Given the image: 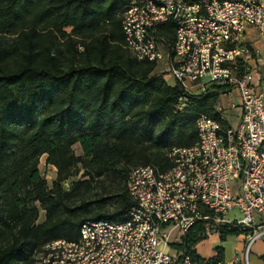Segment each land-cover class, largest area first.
<instances>
[{
	"label": "trees",
	"instance_id": "1",
	"mask_svg": "<svg viewBox=\"0 0 264 264\" xmlns=\"http://www.w3.org/2000/svg\"><path fill=\"white\" fill-rule=\"evenodd\" d=\"M130 2L0 0V236L5 243L0 264H16L31 243L44 247L58 239L76 240L84 221L126 220L135 205L126 191L129 170L146 165L168 169L170 148L197 142V118L217 117L214 106L225 87L187 93L178 83L168 85L153 73L154 64L137 61L123 47L120 14ZM67 28L70 34L64 32ZM166 35L172 42L170 28ZM60 37L70 44L69 59L77 54L79 62L62 65ZM73 39L81 41L74 44ZM109 42L120 43L124 54L108 52ZM75 144L82 158L74 156ZM43 154L57 170L51 190L37 169ZM119 160L135 166L118 169L112 177L121 181V200L113 212L100 208L89 214L84 202L69 205L71 193L61 182L74 164H84L89 185L93 175H102ZM37 203L45 211L39 225ZM216 233L224 242L242 230L221 224ZM206 238L200 221L171 248L203 261L194 248ZM214 251L207 263L225 264L224 249Z\"/></svg>",
	"mask_w": 264,
	"mask_h": 264
},
{
	"label": "built area",
	"instance_id": "2",
	"mask_svg": "<svg viewBox=\"0 0 264 264\" xmlns=\"http://www.w3.org/2000/svg\"><path fill=\"white\" fill-rule=\"evenodd\" d=\"M120 15L123 47L137 61L165 62L190 94L225 87L217 117L197 118V142L170 148L168 169L129 170L135 205L126 220L84 221L76 240L44 245L37 264H208L165 249L200 221L207 238L217 225L240 227L248 264L250 246L264 237V72L256 77L264 56L246 31L264 36V0H131ZM233 210L239 219L227 220Z\"/></svg>",
	"mask_w": 264,
	"mask_h": 264
},
{
	"label": "rangeland",
	"instance_id": "3",
	"mask_svg": "<svg viewBox=\"0 0 264 264\" xmlns=\"http://www.w3.org/2000/svg\"><path fill=\"white\" fill-rule=\"evenodd\" d=\"M119 15V13H117ZM69 28L65 29L66 34H70ZM11 37V36H8ZM4 42H9L8 38L5 39L3 37ZM75 40V41H74ZM80 39H73L74 44L79 43ZM87 43L90 41L86 40ZM110 47L108 49V52L113 51H119L124 54V48L122 45L118 42H109ZM120 46V47H119ZM58 49L59 52H61V60L63 62L62 65L65 66L68 64V61L75 60L76 62H79L82 58L80 55H75L69 59V54L67 51L71 50L70 44L66 38H59L58 41ZM122 50V51H121ZM9 65L12 63L9 62ZM160 71V67L157 68L156 72ZM166 72V70H165ZM167 74V73H166ZM172 84V81L169 82ZM73 153L75 157L82 158L83 152L81 150V147L79 144H75L72 147ZM47 155L43 154L37 164V169L39 172V175L42 180L45 182V187L47 190H51L54 187V184L57 179V170L54 166L48 165L46 163ZM135 165H127L123 160H119L118 163H116L115 166L106 168L103 170L102 175L100 176H94L92 180L90 181L89 185H86L84 183L89 179V176L86 175V168L84 167L83 163H76L72 167V170L70 172V175L61 182L62 188L68 192L71 193L70 197V206H80L82 202L85 204H88V213L93 214L100 208H103L105 211L113 212L118 205V203L121 200L120 197V188H121V181H113L112 177L116 176V170H129V168L133 167ZM159 166V165H156ZM94 174V173H93ZM123 185V183H122ZM38 207V220L36 222L37 225L41 224L44 221L45 218V211L42 210L40 204H36ZM88 214V215H89ZM174 239L170 240V244H174ZM5 245L4 239L0 236V248H2ZM43 247H36L33 243L28 245L22 256L18 259L16 264H37L38 257L42 251ZM214 246H210L207 241L202 243V246L198 248V253L208 258L209 256L214 254ZM250 252V251H249ZM248 252V253H249ZM248 259V256H247ZM245 260V251L242 254V257L238 259L239 264H244ZM248 264H250V260L248 259Z\"/></svg>",
	"mask_w": 264,
	"mask_h": 264
},
{
	"label": "crops",
	"instance_id": "4",
	"mask_svg": "<svg viewBox=\"0 0 264 264\" xmlns=\"http://www.w3.org/2000/svg\"><path fill=\"white\" fill-rule=\"evenodd\" d=\"M246 39L248 44L260 55L264 56V36H259V34L256 32L255 29L249 28L246 31ZM252 66H256L254 62H251ZM160 67V71L156 72L157 68ZM166 65L165 62H160L155 66L154 74H161L163 76V80L170 86H174L176 82L169 77L166 72ZM264 72V67L258 66L257 67V79H260L262 74ZM172 81V84L169 82ZM240 217V214L238 211L233 210L229 212L226 216L227 220L235 221L238 220ZM45 219V218H44ZM181 236H174L172 239H174L175 243L180 242ZM207 241L210 246L218 247L221 246L224 249V263L225 264H234L236 259H240L242 257V254L245 251L246 247V240L245 236L243 234H240L238 236H228L224 242H221L219 239V236L217 234H212L205 240L199 242L195 246L196 255L203 261H208L209 259L215 257L216 252H214L213 255L209 256L208 258L201 256L198 253V248L202 246V243ZM174 243V244H175ZM166 251L169 253H178L177 251L173 250L171 248V244L168 248H165ZM250 251V252H249ZM248 253V259L250 260V264H264V237L256 240L249 248ZM247 259V263H248Z\"/></svg>",
	"mask_w": 264,
	"mask_h": 264
}]
</instances>
